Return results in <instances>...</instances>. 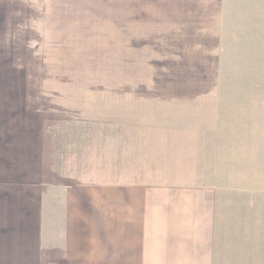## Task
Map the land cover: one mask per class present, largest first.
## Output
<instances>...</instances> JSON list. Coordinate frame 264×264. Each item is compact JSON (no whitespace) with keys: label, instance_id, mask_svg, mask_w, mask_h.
I'll use <instances>...</instances> for the list:
<instances>
[{"label":"rangeland","instance_id":"374dc122","mask_svg":"<svg viewBox=\"0 0 264 264\" xmlns=\"http://www.w3.org/2000/svg\"><path fill=\"white\" fill-rule=\"evenodd\" d=\"M68 1L89 21L48 30L42 111L83 134L73 176L211 186L219 238L264 232V0Z\"/></svg>","mask_w":264,"mask_h":264},{"label":"crops","instance_id":"0c3cea01","mask_svg":"<svg viewBox=\"0 0 264 264\" xmlns=\"http://www.w3.org/2000/svg\"><path fill=\"white\" fill-rule=\"evenodd\" d=\"M71 7L0 0V264H264V232L250 231L246 244L218 237L214 187L73 176L83 134L42 111L48 30L89 21H74ZM250 243L259 252L243 249Z\"/></svg>","mask_w":264,"mask_h":264}]
</instances>
